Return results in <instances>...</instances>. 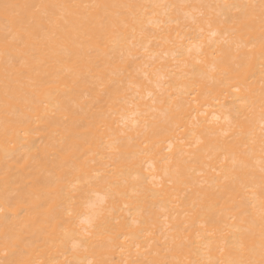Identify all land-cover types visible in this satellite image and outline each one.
Returning <instances> with one entry per match:
<instances>
[{
	"label": "bare ground",
	"instance_id": "1",
	"mask_svg": "<svg viewBox=\"0 0 264 264\" xmlns=\"http://www.w3.org/2000/svg\"><path fill=\"white\" fill-rule=\"evenodd\" d=\"M0 264H264V0H0Z\"/></svg>",
	"mask_w": 264,
	"mask_h": 264
}]
</instances>
